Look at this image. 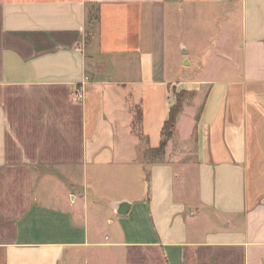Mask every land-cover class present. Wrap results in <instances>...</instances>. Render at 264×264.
Returning <instances> with one entry per match:
<instances>
[{"label": "crops", "instance_id": "crops-1", "mask_svg": "<svg viewBox=\"0 0 264 264\" xmlns=\"http://www.w3.org/2000/svg\"><path fill=\"white\" fill-rule=\"evenodd\" d=\"M0 264H264V0H0Z\"/></svg>", "mask_w": 264, "mask_h": 264}, {"label": "trees", "instance_id": "trees-1", "mask_svg": "<svg viewBox=\"0 0 264 264\" xmlns=\"http://www.w3.org/2000/svg\"><path fill=\"white\" fill-rule=\"evenodd\" d=\"M96 19H97V15L94 13L89 16L87 34L90 32V30L93 29ZM184 95H185L184 90L175 92V101L171 105L168 117L165 120L161 129L159 145L156 148H145L144 156H147L148 154L159 155L160 153L163 152L164 147L167 141L169 140V138L171 137L173 129L175 127L176 117L180 109L182 108Z\"/></svg>", "mask_w": 264, "mask_h": 264}, {"label": "water", "instance_id": "water-1", "mask_svg": "<svg viewBox=\"0 0 264 264\" xmlns=\"http://www.w3.org/2000/svg\"><path fill=\"white\" fill-rule=\"evenodd\" d=\"M124 205V207H125V204H123ZM121 212H125V210H121Z\"/></svg>", "mask_w": 264, "mask_h": 264}, {"label": "rangeland", "instance_id": "rangeland-1", "mask_svg": "<svg viewBox=\"0 0 264 264\" xmlns=\"http://www.w3.org/2000/svg\"><path fill=\"white\" fill-rule=\"evenodd\" d=\"M184 29V28H183ZM92 32V31H91ZM91 34H88V36H90Z\"/></svg>", "mask_w": 264, "mask_h": 264}]
</instances>
